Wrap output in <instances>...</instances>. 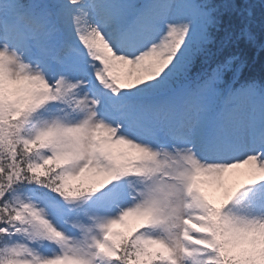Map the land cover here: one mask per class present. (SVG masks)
I'll return each mask as SVG.
<instances>
[{"label":"snow or ice","instance_id":"6c2138e0","mask_svg":"<svg viewBox=\"0 0 264 264\" xmlns=\"http://www.w3.org/2000/svg\"><path fill=\"white\" fill-rule=\"evenodd\" d=\"M264 0H0V264H264Z\"/></svg>","mask_w":264,"mask_h":264},{"label":"trees","instance_id":"16d2710c","mask_svg":"<svg viewBox=\"0 0 264 264\" xmlns=\"http://www.w3.org/2000/svg\"><path fill=\"white\" fill-rule=\"evenodd\" d=\"M259 2V0H255ZM244 78L260 81L264 79V59L257 56L255 60L245 69Z\"/></svg>","mask_w":264,"mask_h":264}]
</instances>
